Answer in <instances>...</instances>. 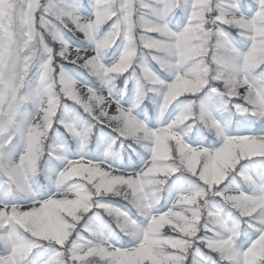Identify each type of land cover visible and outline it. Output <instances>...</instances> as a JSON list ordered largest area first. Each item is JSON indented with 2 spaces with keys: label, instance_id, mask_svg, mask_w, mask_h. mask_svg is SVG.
Segmentation results:
<instances>
[{
  "label": "snow or ice",
  "instance_id": "obj_1",
  "mask_svg": "<svg viewBox=\"0 0 264 264\" xmlns=\"http://www.w3.org/2000/svg\"><path fill=\"white\" fill-rule=\"evenodd\" d=\"M0 264H264V0H0Z\"/></svg>",
  "mask_w": 264,
  "mask_h": 264
},
{
  "label": "rangeland",
  "instance_id": "obj_2",
  "mask_svg": "<svg viewBox=\"0 0 264 264\" xmlns=\"http://www.w3.org/2000/svg\"><path fill=\"white\" fill-rule=\"evenodd\" d=\"M81 14L86 16V17L90 16L91 15V9H89L88 11H84L83 9H81ZM105 27H107V26H105ZM117 55H118V53H117ZM111 58H112V55H111V52H109L108 56L105 57V62L110 63ZM29 79H30L31 83H33V84L36 82V80L38 79V75L35 74V70L33 71V73L29 74ZM89 80H91V78H89ZM118 86L122 87V85H119V84H118ZM152 116H155V115H152ZM141 118H143V117H141ZM74 149H75V145H72V150H74Z\"/></svg>",
  "mask_w": 264,
  "mask_h": 264
},
{
  "label": "trees",
  "instance_id": "obj_3",
  "mask_svg": "<svg viewBox=\"0 0 264 264\" xmlns=\"http://www.w3.org/2000/svg\"><path fill=\"white\" fill-rule=\"evenodd\" d=\"M152 115H155V110H153ZM152 117H154V116H152ZM152 117H150V118H152ZM39 179L42 181L43 177H40Z\"/></svg>",
  "mask_w": 264,
  "mask_h": 264
}]
</instances>
